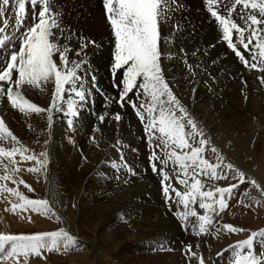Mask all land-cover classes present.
I'll return each mask as SVG.
<instances>
[{
  "label": "rangeland",
  "instance_id": "obj_1",
  "mask_svg": "<svg viewBox=\"0 0 264 264\" xmlns=\"http://www.w3.org/2000/svg\"><path fill=\"white\" fill-rule=\"evenodd\" d=\"M76 2L77 0H61L63 5L60 12L65 15L67 12L70 13L69 8L75 7ZM97 2L102 7V0H97ZM180 3L184 5V8L174 13L171 21L172 25H180V31L175 32L170 25H165L162 35L171 36L174 43L163 44V48L165 52L171 51L179 54V48L183 47L188 62L200 67L195 68L194 73L190 74L181 60H165L166 78L170 86H173L175 94L196 119L205 136L217 146L226 161L231 162L236 168L245 172L247 177L255 179L261 186H264V85L258 79L264 77V72L245 68L225 44L217 42L220 36L219 29L206 11L203 0H197L195 5L184 0H180ZM77 9L78 12L81 11ZM103 13L106 20L104 10ZM70 15H73V12ZM76 21V17H73L68 21V26L62 25L65 29V36L69 32L74 35L70 40L64 39L61 42L69 44L74 50L70 53L72 59L87 62L82 65L79 74L84 78L92 94L84 103L75 128L76 133L84 130L85 134L82 139L79 141L78 138H73L76 133L68 128L66 119L61 113L53 111L52 124L49 126L47 112L24 115L17 109L11 108L10 104L8 106V101L2 104L3 98L6 97H0V117L5 120L6 126L17 137L20 145L26 147L29 153H35L37 156L45 152L48 160L46 173H34L27 171L28 167L37 166L34 161H21L19 155L15 157L18 167L21 168L18 178H22L34 191L29 192L23 185H13L11 181L6 183L10 187H18V190L29 199L49 201L50 206L61 217V220L58 222L55 217L49 218L29 209L22 212L24 215L22 227H12L6 218L7 212H12L11 204L4 198L8 194L3 193L0 194V233L31 235L65 228L78 237V251H71L68 254L46 253L47 259L32 257L30 264H197L196 258L185 252V245L188 244L193 245L194 249L199 244L198 255H203L206 264H229L232 253L225 250L230 245L244 240L251 231L264 229V197H261L259 192L248 183H244L235 190V195L229 201L228 208L217 217L221 224L227 223L243 228L246 230L244 232L236 234L221 232L216 238L211 235L198 237L194 235L190 226L186 230L185 222L176 215L177 212L184 211L183 206L176 203L174 193L171 202L166 200L162 191V177L152 171L149 156L153 149L147 142L142 123L127 102L124 107L116 103L120 89L114 87V84L120 83L123 71L119 70L115 75L112 72L114 37L109 24L104 25L105 30L111 33L108 38L106 34L93 35L94 29L86 26L84 31H79ZM79 37L95 41L94 45L89 44L85 48L86 51L83 50L80 58L75 55V50L80 48ZM15 47L19 49V40L15 41ZM193 52H196L195 56L192 55ZM244 54L248 56V53ZM56 59L58 60V57ZM93 76L95 77V88L92 87ZM193 88L196 89L195 92L192 91ZM54 90V82H50L43 89L24 87L22 95L37 106L48 109ZM134 93L135 90L129 94L133 100L136 99ZM65 96H67L66 93ZM4 107L9 110L4 112L2 110ZM116 113L121 115L119 122L113 118ZM100 115H105L104 122L99 120ZM65 134H70L69 138L74 139V155L77 157L71 161L59 158L54 166L61 168L64 163H68L67 166L71 165V167L82 166L78 172L73 169L76 173L71 176L67 173L56 172L54 166L50 167L49 164L53 141L56 142L60 137L64 138ZM93 137H95V143ZM0 146L11 147L12 144L0 142ZM156 151L161 154L159 149ZM121 155L123 161L127 162L136 175H131L123 167L119 168V172L112 167L113 161L118 166L121 165ZM209 158L214 160L211 154ZM100 161L103 163L100 164ZM157 167H162L159 161H157ZM171 167L169 164L166 169L170 175L172 174ZM0 175H3L2 168H0ZM118 175L119 179H117ZM96 179L105 184L104 188H100L99 191V195L102 196H108L109 192L114 194L119 192L122 195L127 191L126 189L131 188L137 189V192L141 191V195L146 192L149 198L147 201L161 208L159 216L177 226L180 238L177 239V244L173 248L177 250L168 249V245L165 246L159 237L152 243L146 244L119 237L117 233L121 231L120 221L125 216L118 215L119 213L116 214L117 217L113 218V215L106 222L109 224L105 230L100 227L92 230V228L86 229L78 226L77 218L75 217L73 221L67 204L73 203L77 206L79 204V198L76 199L77 189L83 183H90ZM232 182L234 181L208 183L224 186ZM172 183L175 185L174 175ZM175 186L183 190L182 186ZM246 190L250 197L262 200L261 206L249 208L243 203H238L241 194ZM9 199L13 202L16 200L15 197ZM250 202L247 197L244 199V203ZM74 206L71 207L72 210ZM195 207L198 212H202L198 205ZM16 211L21 213L19 209ZM115 234L118 237L113 241L117 242L114 247V243L108 239ZM161 244L165 246L164 250H160ZM254 246L257 254L264 251L259 237L254 241ZM218 251L223 252L221 257L216 256Z\"/></svg>",
  "mask_w": 264,
  "mask_h": 264
},
{
  "label": "snow or ice",
  "instance_id": "obj_2",
  "mask_svg": "<svg viewBox=\"0 0 264 264\" xmlns=\"http://www.w3.org/2000/svg\"><path fill=\"white\" fill-rule=\"evenodd\" d=\"M203 2L219 29L217 42L225 44L245 68L264 72V0ZM102 4L114 37L112 72L115 75L119 70L123 71L120 83L114 84L120 89L116 103L124 107L127 102L142 123L147 142L153 149L149 162L153 173L162 177V191L166 200L171 202L174 193L176 203L184 209L176 213L177 217L185 222L186 230L190 226L198 237L211 235L218 238L221 232L236 234L246 231L231 224H221L217 217L228 208L235 190L242 184L248 183L261 197H264V186L226 161L175 94L165 75V60H181L190 74L200 67L188 62L183 47L179 48V54L165 52L163 48V44L174 43L171 36L162 35L163 28L170 25L175 32L180 31V25H172L171 21L173 14L182 11L184 5L180 0H102ZM29 12L31 23H26ZM61 16L55 0H0V55H4V61L0 63V97H6L11 108L24 115L47 112L49 126L53 111L61 113L68 128L74 131L80 111L92 93L79 74L86 61L72 59L70 53L74 50L69 44L61 42L70 40L74 35L69 32L65 36ZM16 40H19L18 51L15 50ZM79 40L80 48L75 50L77 57L83 55V50L89 44H95V41L84 37H79ZM244 53H248V56ZM192 55L195 56L196 52ZM258 79L264 85V77ZM50 82H54L55 90L48 109L37 106L22 95L24 87L43 89ZM95 86L93 76L92 87ZM134 90L135 100L129 96ZM113 118L119 122L121 115L116 113ZM99 120L104 122L105 115H100ZM92 139L95 143V137ZM0 142L12 144L11 147L0 146V168L3 170L0 194H8L4 198L9 200L11 210L15 213L19 209L22 213L30 209L49 218L55 217L59 222L61 217L49 201L29 199L18 187H10L6 183L11 181L13 185H23L29 192L34 191L22 178H18L21 168L15 157L19 155L21 161L35 162L37 166L28 167V172L46 173L47 154L41 152L37 156L29 153L26 147L20 145L2 117ZM209 154L214 160L209 158ZM121 161L120 166L113 161L112 167L117 172L123 167L131 175H136L123 161L122 155ZM157 161L162 167H157ZM169 164L172 166L171 175L166 171ZM173 175L175 185L182 186L183 190L172 183ZM228 180L234 182L224 186L208 183ZM10 197L16 200L13 202ZM246 197L250 203H244ZM238 203L249 208L259 207L262 200L250 197L246 190ZM196 205L202 212L197 211ZM257 237L260 238L261 247H264V229L251 231L244 240L230 245L225 250L232 253L229 264H264V251L258 254L255 251L254 241ZM159 247L160 250L165 248L163 244ZM78 250V237L65 228L31 235L0 233V264H30L32 257L47 259L46 253L68 254ZM198 250L199 244L195 249L191 244L185 245L186 254L196 258L197 264H206L203 255H198ZM222 255L223 252L216 253L217 257Z\"/></svg>",
  "mask_w": 264,
  "mask_h": 264
},
{
  "label": "bare ground",
  "instance_id": "obj_3",
  "mask_svg": "<svg viewBox=\"0 0 264 264\" xmlns=\"http://www.w3.org/2000/svg\"><path fill=\"white\" fill-rule=\"evenodd\" d=\"M184 1L189 4H194V5L197 4V0H184ZM84 4L86 6H84ZM62 5L63 4L61 3V0H55V6L58 11L61 10ZM102 7L97 2V0H77V2L75 3V7L69 8V10H71L70 13L73 12V15H70V13L67 11H66L67 12L66 15L63 14V12L61 13L62 14L61 23L63 26H65L68 24V21L71 18L76 17L77 19L76 26L80 29L79 31H84L86 26L89 27L90 29H94L93 35L99 36L102 34H106L107 37L109 38L108 35H111L112 32L109 33L107 30H105V26L108 22L107 20L104 19V13H103L104 9L102 10ZM77 8H79L81 11L78 12L79 10ZM9 15H11L10 12ZM26 23H31L30 12H29V19ZM15 50L18 51V48L15 47ZM3 61H4V55H0V63H2ZM2 102H3L2 104H5L7 102V99L3 98ZM7 105L9 106V103ZM2 110L4 112H7L9 109H6L4 107ZM74 132L76 133V130H74ZM84 134L85 133L83 129L79 130L73 138L74 139L78 138V140L80 141ZM69 135L65 134L64 138L60 137L56 142L53 141L52 143L53 148L50 156L51 163H49L50 167L54 166L57 162V159L59 158L62 160L68 159V161H71L73 158L77 157L76 155H74V148H73L74 139H70ZM57 145L59 146L57 147ZM102 163L103 162L100 161V164ZM67 164L68 163H64L61 168L58 166H54V168L56 169V172L67 173L69 176H71L72 174L75 175L76 172L82 169V166L80 165H75L71 167V165L67 166ZM73 169H75L76 171L75 173ZM104 185L105 184L100 182L98 179L92 180L90 183H83V185L79 189H77V193H76V199L79 198V204L77 206H74L73 203L67 204L70 209L69 212L71 217L73 218V221L75 217L77 218L78 226L86 229L92 228V230H95L100 227V228H104L103 230H105L109 224V222L108 224L106 222L109 221V219L113 215H114L113 218H115L116 214L119 213L118 215L121 214L125 215L120 221L121 231L117 233L119 237L133 239V241L141 244L152 243V241H155L156 238L159 237L161 238V241L163 240V244L165 246L168 245L167 246L168 249L174 248V245L177 244L176 243L177 239L180 238V232L178 231V228L174 223H172L171 221L168 222V220L166 221L165 218L159 216L161 214L160 212L161 208L156 207V205H153L152 203L147 201L149 198L146 192L145 193L143 192V194L141 195L140 194L141 191L137 192V189L131 188L129 190L126 189L127 191H125L122 195L121 193L119 194V192L115 194L109 192L108 196H102L99 195V191L100 188H102ZM107 190L110 191L109 189ZM72 206H74L73 210L71 209ZM7 214L8 216L6 218L12 227H22L24 223L22 221V218L24 217L22 213L19 214L18 211H16L15 213L13 211L12 212L8 211ZM105 223L106 226L104 227ZM117 234L113 236L111 235L109 239L108 238L107 239L109 241L111 240V243H114L113 241L118 237ZM115 243H114V247H115ZM175 249L177 250V248ZM170 256L172 257V255Z\"/></svg>",
  "mask_w": 264,
  "mask_h": 264
}]
</instances>
